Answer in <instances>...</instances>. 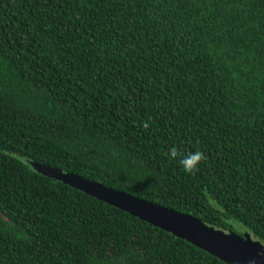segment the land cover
Wrapping results in <instances>:
<instances>
[{
  "label": "trees",
  "instance_id": "trees-1",
  "mask_svg": "<svg viewBox=\"0 0 264 264\" xmlns=\"http://www.w3.org/2000/svg\"><path fill=\"white\" fill-rule=\"evenodd\" d=\"M32 162L264 244V0H0V264H227Z\"/></svg>",
  "mask_w": 264,
  "mask_h": 264
},
{
  "label": "water",
  "instance_id": "water-1",
  "mask_svg": "<svg viewBox=\"0 0 264 264\" xmlns=\"http://www.w3.org/2000/svg\"><path fill=\"white\" fill-rule=\"evenodd\" d=\"M31 164L44 176L61 181L90 197L125 211L195 245L227 264H255L250 259L259 251L264 253V244L254 239L249 232H245L243 236L227 233L192 215L155 204L75 173L65 172L58 167L40 162Z\"/></svg>",
  "mask_w": 264,
  "mask_h": 264
},
{
  "label": "clouds",
  "instance_id": "clouds-1",
  "mask_svg": "<svg viewBox=\"0 0 264 264\" xmlns=\"http://www.w3.org/2000/svg\"><path fill=\"white\" fill-rule=\"evenodd\" d=\"M142 127L146 129L148 123H143ZM165 155L170 162H177L187 175L195 174L199 170L201 164L207 159L203 151L199 149L195 151H185L179 145L170 146ZM250 261L255 262V264H262V262H264V253L259 251Z\"/></svg>",
  "mask_w": 264,
  "mask_h": 264
},
{
  "label": "rangeland",
  "instance_id": "rangeland-1",
  "mask_svg": "<svg viewBox=\"0 0 264 264\" xmlns=\"http://www.w3.org/2000/svg\"><path fill=\"white\" fill-rule=\"evenodd\" d=\"M242 232L244 233V232H245V230H242Z\"/></svg>",
  "mask_w": 264,
  "mask_h": 264
}]
</instances>
